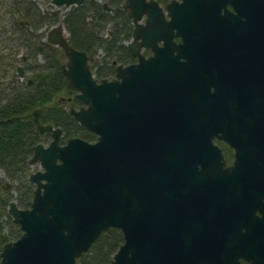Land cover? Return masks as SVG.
<instances>
[{
    "label": "water",
    "instance_id": "obj_1",
    "mask_svg": "<svg viewBox=\"0 0 264 264\" xmlns=\"http://www.w3.org/2000/svg\"><path fill=\"white\" fill-rule=\"evenodd\" d=\"M50 1L56 13L83 2ZM215 1L170 0L162 7L155 0H124L133 24L126 46L136 60L115 64L110 79L95 78L98 58L90 62L85 50L69 43L61 20L49 27L43 40L63 50L66 85L83 103L69 106V113L96 139L75 135L60 143L63 130L41 121L42 107L22 115L50 140L37 142L28 159L40 167L28 175L30 206L7 203L21 233L2 245L0 264H76L109 227L123 236L109 264H264V238L258 245L252 239V220L264 223V202L256 217L255 190L243 175L239 186L236 180L238 169H261L256 193L264 196V157L236 156L223 166L212 142L217 136L238 149L252 136L249 101L241 98L246 103L236 116V96L229 90L206 94L199 62L189 58L202 54L190 48L208 41L205 27L220 13L205 5ZM17 72L23 75L21 65ZM256 119L264 127V111Z\"/></svg>",
    "mask_w": 264,
    "mask_h": 264
},
{
    "label": "trees",
    "instance_id": "obj_2",
    "mask_svg": "<svg viewBox=\"0 0 264 264\" xmlns=\"http://www.w3.org/2000/svg\"><path fill=\"white\" fill-rule=\"evenodd\" d=\"M102 2L111 6L112 11L105 10ZM120 2L84 0L71 5L61 19L54 12H43L32 0H15L10 10L8 3L4 5L12 14L10 17L26 19L27 24L19 27L14 19L7 23L8 26L0 25V169L3 171L0 197L4 199L3 202L0 200V249L6 241L16 239L21 233L19 225L6 211L7 203L14 199L21 208L30 206L34 184L28 178L32 170L28 159L33 146L47 139V136L38 134L22 115L35 107H42L41 121L60 126L62 142L69 136L77 135L90 141L95 136L94 132L80 125L65 106L67 96L72 97L74 106L81 102L69 92L71 90L62 74L61 63L65 61V55L60 47L43 41L38 30L45 24L50 27L61 20L73 47L90 55L94 49L102 50L100 61L93 68L95 78L111 77L115 63L126 64L135 60L125 44L131 37L132 24ZM108 27L111 34L106 35ZM27 32L30 33L28 41ZM26 43L30 48V59L22 65L24 75L20 77L16 55L20 48L27 47ZM37 53L42 55L43 62L35 59ZM122 241L121 230L109 227L77 257L76 264H109Z\"/></svg>",
    "mask_w": 264,
    "mask_h": 264
},
{
    "label": "flooded vegetation",
    "instance_id": "obj_3",
    "mask_svg": "<svg viewBox=\"0 0 264 264\" xmlns=\"http://www.w3.org/2000/svg\"><path fill=\"white\" fill-rule=\"evenodd\" d=\"M13 1L15 0H0V6L3 5L0 8V15L2 13L6 14L8 24L15 19V21H17L19 24V27L25 26L27 24L26 19L17 16L16 18L15 16L10 17L12 14L5 10V3H8L9 10L14 7ZM155 1H157V3L163 7L170 0ZM123 2L124 0H121L120 6L127 14V11L122 6ZM104 3L108 6V8L104 7ZM102 5L105 10L112 11V7L106 2H102ZM217 6L219 7L218 11L220 14L213 19L214 22H212L214 25L205 27V31L208 34H205L204 38L208 41L202 43L200 47L190 48L191 50L197 49L201 51V56L199 58H193L190 55L189 58L193 60L192 64H195L196 60L199 62L197 67L199 68L202 77V81L200 79L199 81H201L202 85L204 86V91L206 94H210L213 91L219 92L223 90H229L234 96H236L234 103L235 109L237 111L236 116L239 117L238 111L241 108V105L244 106L246 103V100L245 102H242L241 98L246 97L247 101H249L250 115L252 118H254L252 121V126L255 127L250 131L252 136L248 139L243 138L244 142L238 146V149H236L235 146L230 145L222 138L217 136L212 138V142L216 144L221 150L222 160L224 161L223 166H231L234 164L236 156L238 158H250L254 161L257 158L262 159V157H264V140L262 138L264 135V127L262 122L256 119V114L264 111V109L262 110V104L264 102V0H216L212 3V6H209L210 8L207 7V4L205 5V8L214 12L218 9ZM43 12L48 11L44 10ZM51 12L56 13L54 10ZM5 26L8 25L6 24ZM210 27L212 28L211 33L209 32ZM10 28L12 29L11 26ZM10 31L11 30L8 31V34H10ZM25 37L28 41L30 33L27 32ZM43 38L44 36L42 37V40ZM173 39L175 43L181 42L180 36H174ZM127 42L128 40L125 42V44ZM26 44L27 47L20 48L19 53L16 55V62L18 65H21V67L22 65L26 64L25 62L28 59H30V48L28 43ZM157 44L162 45V42L158 41ZM39 49H41V46H39ZM94 50L97 52L99 51V49ZM145 51H147V53H145ZM97 52H95V54H92L91 52V55L94 56V60L90 58L91 55L88 53L90 62L94 63L96 57L98 58L96 59L97 62L94 63V66L100 61ZM143 53L145 55H149L150 51L148 48H144ZM22 71L24 75L23 67ZM23 75L20 77H23ZM114 75L115 70L113 76L107 78H113ZM225 77L232 78L233 82ZM227 83L228 85L231 84V86H228L230 88L223 86ZM70 90L71 91L69 92H72V96H75V91L71 88ZM62 99L64 100L65 97ZM65 101L69 104V106L73 105L71 104L72 97L71 99L66 98ZM82 104L83 103L80 102L78 106H73L78 108ZM260 109L262 111H260ZM256 128L261 130H256ZM237 133L239 135L242 133V130H240L239 120H237ZM256 134L258 135L256 136ZM41 136H47V139L41 141L43 143H47L50 140L49 132H45ZM60 143L63 142L60 141ZM237 150L238 153L236 155ZM236 173L239 175V177L236 179L238 186L241 182L240 180L242 179L240 176L243 175V181L245 182L244 185L247 184L249 187H252L255 190L254 198L252 200L254 206V215L256 217L261 216V202H264V196H262L261 193H256V190H259L261 184L255 177L261 173V169H238L236 170ZM252 228V239H254V244L258 245L260 244L262 238H264V223L262 224L260 221L253 219ZM240 230L243 232L245 227H242ZM240 261L243 264L246 263L244 259H241Z\"/></svg>",
    "mask_w": 264,
    "mask_h": 264
},
{
    "label": "rangeland",
    "instance_id": "obj_4",
    "mask_svg": "<svg viewBox=\"0 0 264 264\" xmlns=\"http://www.w3.org/2000/svg\"><path fill=\"white\" fill-rule=\"evenodd\" d=\"M32 1H34V2L37 4V6L40 8V10H42V11L46 10V11H48V12H51V11L55 10V8H56V6H55L53 3H51L50 0H32ZM69 8H70V7L60 6V7H59V12H58V13H55V14L57 15V17H58L59 19H61V18L63 17L64 13H65ZM5 24H7V17H6V14H5V13H2V14L0 15V25L2 26V25H5ZM48 27H49V25L45 24V25L41 26V28H39L38 31L40 32V34H41L42 37L46 35V32H47V30L49 29ZM110 33H111V28L108 27V32L106 33V35H108V34H110ZM128 40H129V39H128ZM126 41H127V40H126ZM126 41H125V42H126ZM102 54H103V53H102V50H99V51L97 52V55H98L99 59L101 58V55H102ZM35 59H36L37 61H39V62H43V57H42V55H41L40 53L35 54ZM91 59L94 60V56H93V55H92V58H91ZM62 94H65V93H62ZM65 106L68 107L69 104L65 102ZM95 139H96V134H95V136L92 138V141L95 140ZM60 141H61V139H60ZM64 141H65V140H64ZM45 143H46V142H45ZM38 168H40V167H39V164H38V163H35L34 165H32V170H31V171L36 170V169H38ZM2 176H3V171L0 169V177H2ZM11 192H13V189H11Z\"/></svg>",
    "mask_w": 264,
    "mask_h": 264
}]
</instances>
